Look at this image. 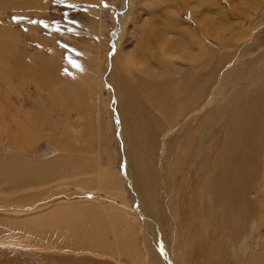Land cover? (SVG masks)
Returning a JSON list of instances; mask_svg holds the SVG:
<instances>
[{
    "label": "bare ground",
    "instance_id": "obj_1",
    "mask_svg": "<svg viewBox=\"0 0 264 264\" xmlns=\"http://www.w3.org/2000/svg\"><path fill=\"white\" fill-rule=\"evenodd\" d=\"M198 1L201 3V0ZM199 3L195 6L192 22L206 27L210 19L204 17V14L200 15ZM226 3L228 7L233 6L232 1L227 0ZM173 14L175 16V11ZM234 18L231 13L224 12L220 19L221 27H215L212 34H207L213 36L215 42L219 41L217 45L208 36L198 38L200 47H196V42L191 43V39V50L185 54L186 57L180 63L171 60L169 66L166 64L169 69L170 65L176 67L168 78L161 75L162 81L156 83H150L146 78H136L133 85L131 82L114 85L117 96L112 93L111 104L106 101L108 121L103 129L95 128L97 132L91 131L90 140L94 139L103 152L116 151V155L120 156L116 163H119L125 178L122 184L127 187V194L122 200L114 192L115 175L106 177V166L100 168L95 176L82 172V178L78 181H75L76 176L71 175L70 179L64 181L34 182L38 179L30 174L31 166L24 163L23 159L28 157L26 151L31 150L35 142L26 141L22 137L17 141L16 138L10 139V148L13 147L20 157L9 162H18L27 176L22 175L24 172L20 176H5V167L10 164L2 163L1 257L15 255L14 253H31L30 255L41 260L52 259L51 256H54L53 260L64 257L61 261L66 257L67 264L74 260H78L80 264H88L84 256L92 264H205L209 260L206 255L211 257V252H214L213 264H259L264 243L252 251V245L249 247L248 242L256 231L260 235L259 239L262 237L264 241V234L259 232L260 227H256L261 226L260 221L256 220L260 212L255 213L247 205L245 197H257L255 200L260 201L259 205L264 207V25L255 29L253 37H250L248 30H241L243 37L239 43L233 41L236 33H231ZM186 32L188 33L187 28ZM193 32L194 30L189 34ZM207 46L211 50L205 52ZM233 47L237 48L234 52L230 50ZM225 48L229 50L224 51ZM163 51L165 49H161L160 53ZM221 53L222 57L231 60L228 62L229 67L224 66ZM163 55L162 60L165 61L166 56ZM187 58L191 61L188 62ZM240 60L249 64L245 66L248 72L246 77V71L239 64ZM212 62L215 63L213 69ZM219 66H224L220 73ZM154 69H159L158 64H154ZM162 71L164 74V69L152 73L156 75ZM114 72L116 70L112 69L108 77L112 86L110 78ZM227 78L231 81L227 82ZM253 81L254 84L251 83ZM137 84L144 93V99L142 94V97H137ZM152 85L171 89L170 101L166 99L163 108L161 105L164 97H152L153 95L145 92ZM125 87L130 91L124 89ZM97 92L92 95L97 97ZM127 95V105L135 106L137 113L145 112L141 117L147 126L145 134L141 132L145 128L138 123L137 113L130 117L125 109ZM109 97L107 94V98ZM149 106L152 110L154 108L157 115L151 114ZM159 108H165V115ZM89 109L90 118L98 123V113L94 105ZM82 122L83 117L79 116L74 124L66 123L67 126L62 130L67 143L65 147L70 146L73 140L80 143L88 135L83 130L88 127ZM23 132L21 136H24ZM103 137L106 140L101 144ZM142 141L147 144L143 146ZM103 145H107L108 149H104ZM0 147L4 148V145ZM70 147L61 151L53 146L54 154L46 158L47 163L43 166L51 169L58 167L61 170L59 166L64 158L60 157ZM84 151L87 152L83 148L79 153L83 155ZM0 153H3L0 156L6 157L4 152ZM95 153H91V159ZM97 156L92 160L100 161L104 165L105 162ZM151 156L156 157L150 159ZM261 161L263 170L253 178L254 168ZM136 163L145 174L144 185ZM54 164L58 166L55 167ZM149 164L151 169L147 171ZM176 181L177 187L173 184ZM69 184L75 186L74 191L67 190ZM248 184H253V188L259 186L255 194L252 189L246 191ZM99 189L105 193L104 197L97 193ZM15 191L44 192L36 195L34 202L23 205L16 199ZM79 199L84 200L77 201ZM251 200L253 199H250L249 204L253 206ZM261 222L264 224V213ZM203 228L206 232H201ZM210 228L215 232L208 235ZM128 232L132 237L127 235ZM195 235L208 238L216 236L218 250L210 251L209 244H200L196 249L198 254L193 256L189 252L193 248L191 244L188 250L183 247L187 237L192 238ZM140 236L143 243L138 244ZM225 241L231 244H225ZM201 249L206 250V254L200 253ZM244 252H248V259Z\"/></svg>",
    "mask_w": 264,
    "mask_h": 264
},
{
    "label": "rangeland",
    "instance_id": "obj_2",
    "mask_svg": "<svg viewBox=\"0 0 264 264\" xmlns=\"http://www.w3.org/2000/svg\"><path fill=\"white\" fill-rule=\"evenodd\" d=\"M230 1L233 5L231 7H228L227 0H203V2L201 0V3L198 0H184L183 2L182 0H0V146L4 145V148L0 147V152H4V155H6V157L0 156V171L3 169L2 163L7 164L15 157H20V154L17 155L18 152L14 151L12 146L10 148V145L12 138H16L15 141H17L22 137L26 141L35 142L32 149L26 151L28 157L23 159L24 163L31 166L30 174L35 175L38 179L34 182L64 181L70 179L71 175L76 176L75 181H78L82 178L80 176L82 172L89 176H95L100 172V168L106 166L108 167L104 168L107 173L106 177L112 174L115 175L116 190L114 192L120 195L122 200L127 194V191H125L127 187L123 185L125 178L119 163H116L119 161L120 156H117L116 151L103 152L102 148L95 144L94 139L93 141L90 140L91 131L97 132L95 128L97 130L103 129L108 121L109 113L106 108V101L112 100L110 99L112 93L117 96L114 85L129 84L130 82L133 85L136 78H146L150 83L162 81L161 75L168 78L173 72L172 70L176 68L171 67V65L170 69L167 68L169 62L174 60L180 63L184 59L183 57H186L185 54L191 50L189 47L191 39L193 41L191 43L195 44L196 42V47L201 45L198 38L208 36L210 41H214L213 36L207 34H212L214 32L213 28L221 27L220 19L224 12L231 13L235 17L232 21L234 25L231 24V26H234L231 28V33H236L233 41L236 40L241 43L243 37L241 30H248L250 37H253L255 29L264 25V0ZM138 2H140V5ZM198 3L200 15L204 14V17L207 16L210 19V23L206 27L192 22L195 6ZM167 6L169 7L165 12ZM215 7H219V9ZM171 14L172 16H170ZM192 30L194 32L190 35L189 32ZM218 42L214 41L216 45ZM253 43H256V40H253ZM161 49H165L162 54L160 53ZM236 49L233 47L230 50L234 52ZM210 50V46L205 48V52ZM228 50V48L224 49V51ZM159 53L161 55L158 57ZM222 54L220 58L224 66L229 67L230 63L228 62L231 60L222 57ZM162 55L165 57V61L162 60ZM187 61L190 62L191 60L187 58ZM154 64H158V70L154 69ZM214 64L212 62V69ZM239 64L243 67V71H246L245 66L249 65L244 60H240ZM177 65L180 66L181 64ZM224 66H219V73L224 70L222 68ZM203 68L206 69V66H203ZM112 69L116 70L110 78L113 86L108 81ZM163 69L164 74H162L163 71L156 75L152 73L155 70L160 72ZM168 69L169 71H167ZM247 75L248 72L246 71L245 77ZM230 81L231 79L227 78V82ZM251 83L254 84L255 82ZM136 86L139 88H137V97L142 94L143 97H141L144 99L141 87L139 84ZM110 89L112 90L110 91ZM124 89L130 91L128 87ZM96 91H98L96 95L99 94L97 97L92 95ZM145 92L147 95H153L152 97L157 95L161 98L164 97L162 108L166 105V99L168 102L170 101L171 89L168 87H155L152 85ZM107 94L110 95L109 98H107ZM127 98L125 105L129 102V95H127ZM109 103L111 104V101ZM92 104L98 113V119L96 118L98 123L90 118L89 107H92ZM146 104L150 105L151 103L146 102ZM125 109L128 111L129 116L132 114L134 117L137 113L135 106L127 105ZM150 110L152 115L156 114L154 108V111L151 107ZM159 110L164 112L165 115V108L163 110L159 108ZM144 114L145 112L136 114L138 123L145 128V130L142 128V133L147 131V126L141 119ZM79 116L83 117L82 124L88 127V129H83L88 135L82 138L80 143L73 140L70 144L71 147L69 145L65 147L67 143L64 141L62 130L67 126V122L74 124ZM166 117L168 118V115ZM21 132L24 133V136H21ZM105 140L106 138L103 137L101 144H104ZM145 142L142 141L143 146L147 144ZM53 146L60 148L61 151L70 147L69 153H64L60 157L64 158L59 166L62 168L61 170L58 167L51 169L43 166L44 163H47L46 158H50L54 154ZM106 146L103 145V148L108 149ZM83 148L87 151L83 152L84 156L79 153ZM92 152H96L93 158H97V155H99L102 162H105L104 165L100 164V161L91 159ZM155 155L157 156V154ZM156 156H151L150 159H154ZM65 162L68 164H64ZM74 162L75 165L73 166ZM257 163L258 166L254 168L252 173L253 178H256L264 167L263 161ZM18 165V162L7 165L4 172L5 176H20V173L22 174L25 170ZM54 166L58 165L54 164ZM136 166H138V174L144 185L146 180L143 169L138 163H136ZM19 168H22L21 171ZM150 169L151 165L149 164L146 170L149 171ZM56 172L58 173L56 174ZM24 174L25 172L22 175L24 176ZM116 177L118 180H116ZM173 184L176 187L178 186L177 181ZM72 185L69 184L66 187L67 190L74 191L75 186ZM258 188L259 186L253 188V184H248L246 191L252 189L251 191L255 194ZM54 189L56 190L55 187ZM99 190H97L99 196L104 197L105 193ZM15 192L17 193L14 194L16 199L23 205H28V203L34 202L36 195L44 191ZM250 199L254 200H251L253 206L249 204ZM255 199L257 197H245L247 205L255 213L260 212L257 217H254L257 221H260L261 225L256 227H260L259 232L264 234V224L261 222L264 207L260 206V201ZM83 200L79 199L77 201L82 202ZM201 232H206V229H201ZM211 232H215L213 228L209 229L208 235ZM127 235L131 234L128 232ZM259 237L260 235L256 231L248 242L249 247L252 245L250 247L251 250L253 249L252 251L263 245V238L261 237L260 240ZM140 242L143 243L141 236L138 239V244ZM217 242L216 236L212 238L204 235H195L192 238L188 236L185 242L186 245L183 248L188 250L191 244L193 248L189 252L195 256L198 254L196 249L200 247V244L202 246L205 243L209 244L210 251H217ZM212 244H214L213 247ZM225 244L230 245L231 242L225 241ZM200 251V253L206 254V250L201 249ZM211 253L212 258L209 254L206 255L209 260L205 264H213L212 259L215 253ZM14 254L17 256L9 254L6 257L0 256L2 259H0V264H26L25 262L28 264L68 263L66 257L65 260L62 259L63 261H60V259L64 257H59V260L56 259V261L53 260L54 256H51L52 259L43 258L41 260L39 257L30 255L31 253ZM261 254L259 264H264V251ZM244 255L245 258H249L248 252H244ZM84 258L88 264H92L87 257L84 256ZM47 259L50 260L47 262ZM71 264H80V262L74 260Z\"/></svg>",
    "mask_w": 264,
    "mask_h": 264
}]
</instances>
